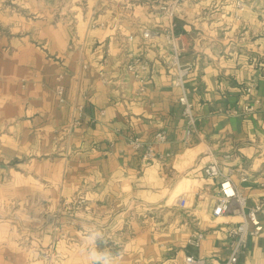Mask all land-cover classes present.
<instances>
[{
    "label": "crops",
    "instance_id": "0c3cea01",
    "mask_svg": "<svg viewBox=\"0 0 264 264\" xmlns=\"http://www.w3.org/2000/svg\"><path fill=\"white\" fill-rule=\"evenodd\" d=\"M233 9V0H185L177 20L200 133L186 143L163 37L129 46L151 62L143 92L120 49L132 20L163 32L161 12L138 2L0 0V264H86L93 226L105 233L99 250L116 248L119 264H184L188 254L226 262L239 218L211 214L219 184L205 166L216 157L233 168L249 206L264 197V13L246 10L242 26ZM257 98L251 114L226 113ZM159 130L168 140L143 159L129 138ZM238 170L250 178L239 182ZM182 194L189 208L170 206ZM198 228L205 237L195 248L187 239ZM236 264H264V236L251 237Z\"/></svg>",
    "mask_w": 264,
    "mask_h": 264
},
{
    "label": "built area",
    "instance_id": "2783aa9c",
    "mask_svg": "<svg viewBox=\"0 0 264 264\" xmlns=\"http://www.w3.org/2000/svg\"><path fill=\"white\" fill-rule=\"evenodd\" d=\"M114 6L122 4L126 7L138 2L144 6L153 7L162 13L163 18L167 21L163 32L153 27L147 26L142 22L133 23L132 31L119 36L121 54L125 56V69L133 74L139 84L140 91H145L148 78L151 75V62L145 55V49L149 47V42L158 36L163 37L164 44L169 49L168 64L175 69L172 74V84L180 89L178 98L183 107V116L186 119L184 128L183 141L189 142L192 136L199 135L196 127V115L194 113L193 103L189 97L186 80L192 72V65L182 62V56L187 50V44L183 41L182 33L177 30V20L183 10L185 0H109ZM132 1V2H131ZM233 17L234 20L242 26L244 24V12L248 9L258 13H264V0H233ZM106 22H93L92 27L105 26ZM121 28L118 27V30ZM138 41L145 49L136 53L129 49L132 42ZM105 83L107 77L104 76ZM256 86L255 82L245 87L247 92H251ZM55 93L60 103L66 102L65 87L58 84L55 87ZM260 100L257 98L252 102L245 104L242 108H232L226 110L229 115H247L255 112ZM168 140L166 130H159L155 133L152 140H144L139 136L129 138L130 145L138 151H143V159H150L156 155V146ZM229 156V155H228ZM205 173L208 180L214 182L218 180V191L215 195V205L211 214L215 217L239 215V220L234 223L230 229L232 236L231 251L228 259L224 264H236L241 255L249 247V240L253 236H264V197H261L255 204L249 206L247 196L239 183L234 179V169L224 170L218 158L213 157L205 166ZM239 182L247 181L250 176L245 170H238ZM188 196L182 194L178 197L176 206L182 209H188ZM71 205L70 201L65 202ZM205 237L203 229H193L190 231L187 242L189 245L199 248ZM184 264H209L205 258L188 254L185 256Z\"/></svg>",
    "mask_w": 264,
    "mask_h": 264
},
{
    "label": "clouds",
    "instance_id": "9594fccd",
    "mask_svg": "<svg viewBox=\"0 0 264 264\" xmlns=\"http://www.w3.org/2000/svg\"><path fill=\"white\" fill-rule=\"evenodd\" d=\"M86 264H119L120 255L110 250H99L98 242L105 243V233L96 227H87L83 236Z\"/></svg>",
    "mask_w": 264,
    "mask_h": 264
},
{
    "label": "rangeland",
    "instance_id": "374dc122",
    "mask_svg": "<svg viewBox=\"0 0 264 264\" xmlns=\"http://www.w3.org/2000/svg\"><path fill=\"white\" fill-rule=\"evenodd\" d=\"M131 2H132V1H131ZM119 5H121V3H120ZM152 8H153V7H152ZM181 193H182V192H181ZM186 193H187V191H186ZM188 193H189V191H188ZM188 193H187V194H188ZM177 201H178V197H176L175 200L171 202L170 206H176ZM176 207H177V206H176ZM238 218H239V217H238ZM239 219H240V218H239Z\"/></svg>",
    "mask_w": 264,
    "mask_h": 264
},
{
    "label": "trees",
    "instance_id": "16d2710c",
    "mask_svg": "<svg viewBox=\"0 0 264 264\" xmlns=\"http://www.w3.org/2000/svg\"><path fill=\"white\" fill-rule=\"evenodd\" d=\"M110 251L112 252V253H115V251H116V248H110Z\"/></svg>",
    "mask_w": 264,
    "mask_h": 264
},
{
    "label": "bare ground",
    "instance_id": "6f19581e",
    "mask_svg": "<svg viewBox=\"0 0 264 264\" xmlns=\"http://www.w3.org/2000/svg\"><path fill=\"white\" fill-rule=\"evenodd\" d=\"M234 217H237V218H238V217H239V215H236V216H234Z\"/></svg>",
    "mask_w": 264,
    "mask_h": 264
}]
</instances>
